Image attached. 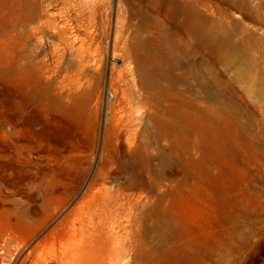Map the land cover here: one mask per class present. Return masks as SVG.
<instances>
[{"label":"rangeland","instance_id":"374dc122","mask_svg":"<svg viewBox=\"0 0 264 264\" xmlns=\"http://www.w3.org/2000/svg\"><path fill=\"white\" fill-rule=\"evenodd\" d=\"M243 1L246 11L200 0L199 11L209 18L204 37L216 19L242 25L233 33L249 62L246 76L224 48L187 54L184 42L167 38L164 18L140 15L137 0H36L39 18L19 24L14 46L36 47L51 68L55 54L65 65L85 56L92 99L84 122L51 117L31 136L41 150L24 172H11L0 75V264H264V0ZM82 44L84 53L76 51ZM156 77L171 98L167 138L157 120L147 141L141 127L150 104L138 97H147L141 85ZM122 89L141 118L137 146L112 121ZM55 147H74L75 159L61 161L67 169L50 156ZM39 155L58 164L54 172L46 162L41 171Z\"/></svg>","mask_w":264,"mask_h":264},{"label":"bare ground","instance_id":"6f19581e","mask_svg":"<svg viewBox=\"0 0 264 264\" xmlns=\"http://www.w3.org/2000/svg\"><path fill=\"white\" fill-rule=\"evenodd\" d=\"M18 1V5L13 6V0H0V36L5 34L7 41L3 43H7L6 47L8 48L9 53V58L6 61L7 63L5 66L0 64V75H4L7 78V91L5 98V105L7 107V138L9 143L7 158L9 161L8 169L15 173L16 171H23V168H25L28 163H31L32 159L29 157L32 155V153L39 152L42 148L43 143L41 145L40 139L34 140L31 136L40 134V132H42L45 128L46 124H48L47 121L51 120L50 118L53 116L58 119L61 117H66L69 120L71 119L73 121L84 122L85 114L88 113V106L92 99H90L91 83H89V80L87 79L88 73H86V65L84 64L85 56H82L80 60H77V65L71 62H69L68 65H65L63 56L55 54L54 56L56 57L54 60L55 63L53 64L54 67L51 68L50 66H52V64L50 65L46 58H38L36 56V47L21 44L20 42L19 47L24 46L22 50L17 49V46H14L13 42L15 44L16 42L13 39L12 34L19 33V24L22 23V21L25 23H33L39 18V8L38 2H36V0ZM63 1H67L68 3L69 1L71 2V0ZM221 1L230 7L234 6L246 11V4L243 0H241L240 3H235L232 0ZM163 2L164 0H137L136 10L138 12H142L143 15H140L143 16L144 19H147L149 14H155V12L164 18L161 21L164 25L167 24V38L170 41L176 37L184 42L185 52L187 54L200 52L204 45H208L211 48L215 47L217 49L224 48L226 52L230 53L232 60L236 62V66L239 67V62H241L239 70L240 73H242V76H246L248 74L247 72H249V62L246 60L244 63H242L241 59L243 55L238 48V45L240 44L239 41L235 40L233 33L235 32L233 31L234 27L236 29L242 27L240 23L237 22L233 25H230L224 24L221 20L216 19L214 25L208 30V35L204 37V26L208 24L209 18L206 16L204 17L199 11L200 0H169L167 4L170 5L172 10L170 12H166L165 15L162 14L163 9H165V3ZM8 9H10V11ZM16 17L17 21L14 23ZM1 24L5 25L2 26ZM65 29L66 27H64V30ZM8 33H10V35ZM178 35L183 36L179 37ZM0 39L2 40V38ZM74 42L75 41H73V43ZM3 43H1V45ZM71 45L72 44L70 43V46ZM3 48L5 49V47ZM76 51L84 53L86 51L85 46L83 44L80 45L76 48ZM210 52H212V50ZM183 64L184 61L182 59L176 60L175 62L176 67H181ZM72 68L75 69L74 72ZM189 70H192L196 75V73L200 71V65L198 63H194L190 65ZM63 73H65V75H62ZM58 76L60 79L57 78ZM165 82L166 81L156 77L151 80V85H148L147 82H143L141 85V89L145 92L147 97L142 94L138 97V99L150 104V110L146 115L148 117V121L144 122L143 126L141 127V130L145 134L147 141L153 140L156 135L157 120H160L162 123V137L164 139L167 138V124L170 116L169 103L171 98L169 88ZM118 105L119 115L114 114L112 118L113 123H115V130L121 134L127 135V141L130 146H137L140 131L139 128L135 127L140 125L139 120L141 118L136 113L135 101L127 93V90L122 89V98L118 101ZM116 111L117 110L115 109V112ZM27 136H29V138ZM164 149L166 151V147H164ZM54 150L56 151H53L51 154L49 153L50 156L58 164L60 163V166L62 165V169H67L68 167L64 164H61V161H71L75 159L74 147H67L66 149H58L55 147ZM52 158L49 156L46 157L44 155L38 156V162H41L40 169L44 174L47 173V168L43 166V163L46 162V166L50 164L53 172L55 170L54 168L58 167V164H51V160H53ZM146 160L149 163L151 161V157H146ZM66 172L69 174V171ZM67 173L66 176L68 177ZM55 174L59 175V172H55ZM34 175L37 176V174ZM148 179H150V176ZM96 180L98 179H95L94 182H97ZM130 185L131 187L129 188H138L137 183L133 184V182H131ZM148 185H150V181L148 182Z\"/></svg>","mask_w":264,"mask_h":264}]
</instances>
